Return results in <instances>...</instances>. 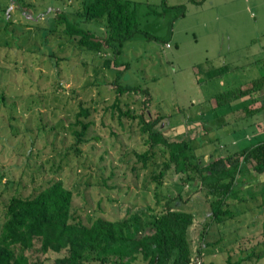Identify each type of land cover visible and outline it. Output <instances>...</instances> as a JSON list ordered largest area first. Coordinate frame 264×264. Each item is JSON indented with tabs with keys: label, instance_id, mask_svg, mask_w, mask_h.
Returning a JSON list of instances; mask_svg holds the SVG:
<instances>
[{
	"label": "rangeland",
	"instance_id": "rangeland-1",
	"mask_svg": "<svg viewBox=\"0 0 264 264\" xmlns=\"http://www.w3.org/2000/svg\"><path fill=\"white\" fill-rule=\"evenodd\" d=\"M131 1L142 30L162 39L136 33L116 56L109 52L118 64L107 67L104 57L82 50L63 31L64 22H57L65 14L102 39L106 19L82 21L77 14L82 0H0V227L12 195L28 196L62 180L73 192L75 220L90 224L96 217L137 213L142 216L139 229L145 231L167 198L174 197L175 209L194 215L189 239L195 264L222 263L229 254L253 247L255 257L243 264H264V180L252 169L244 172L243 200L231 199L232 215L211 223L201 184L184 181L174 170L159 175L164 161L159 152L144 166L138 154L149 145L139 118L119 119L111 109L117 97L112 81L121 72L122 84L152 91L148 115L165 117L158 128L172 139H190L204 162L258 143L264 136L250 134L259 130L254 122L260 116L244 118L236 111L212 108L209 100L218 94L220 79L203 80L205 73L197 69L208 59L218 66V41L226 49L229 42L241 46L236 56H252L254 45L262 44L263 50L264 0H206L201 5L167 0L188 8L173 23L169 43L163 37L172 13L154 12L162 10V0ZM225 6H234L235 12L227 17ZM255 72L254 67L239 69L234 80L242 83L256 77ZM121 98L123 109L141 111V94ZM245 103L242 99L239 113H245ZM80 104L89 110L80 118L90 126L85 141L76 144ZM26 253L29 264H54L56 257L43 253L38 240Z\"/></svg>",
	"mask_w": 264,
	"mask_h": 264
},
{
	"label": "trees",
	"instance_id": "trees-1",
	"mask_svg": "<svg viewBox=\"0 0 264 264\" xmlns=\"http://www.w3.org/2000/svg\"><path fill=\"white\" fill-rule=\"evenodd\" d=\"M205 1L188 0L196 5ZM161 5L162 10H155V13H172L169 32L163 37L169 43L173 23L185 16L188 8L185 3L169 5L167 0H162ZM77 14L82 21L106 19L102 39L91 29L71 21L65 14L58 16L57 22H64L63 31L74 38L82 50L96 57H104L102 63L107 67L118 64L109 57V52L116 56L124 42L143 31L131 0H82ZM143 32L148 38L162 39L149 31ZM197 70L205 73L203 80H209L224 74L226 67L216 66L208 59L198 65ZM120 78L121 72H118L112 81L117 97L111 109L113 113H118L119 119L139 118L140 130L149 145L147 151L138 154L143 165L147 166L149 157L159 152L164 157L163 170L159 175H163L164 170H174L182 175L184 181H198L201 184L210 205L211 223L221 222L225 216L230 217L231 199L243 200L239 193L248 179L244 178V172L252 169L259 181L264 180V138L239 151L204 162L195 154L190 139H172L158 128L165 118L162 114L148 115L147 110L153 99L150 88L122 84ZM252 84L251 88H264V77L254 80ZM133 93L142 95V109L138 114L121 106V96ZM236 95L234 89H228L213 96L209 102L212 108L217 109L231 102ZM76 115L80 129L73 133L75 143L79 144L85 141L90 126L80 117L88 116L89 110L80 104ZM155 193L157 203H161L159 193ZM173 200L174 197L167 198L151 224L147 225L145 231H140L138 222L142 216L137 213L117 219L96 217L90 224L75 220L72 213L73 192L62 180L52 181L28 196L14 194L4 207L0 227V264H29L26 252L34 247L37 240L43 253L56 254L54 264H195L189 239L194 215L175 209L171 205ZM255 255L256 249L253 247L229 254L222 263L206 261L201 264H243L251 261Z\"/></svg>",
	"mask_w": 264,
	"mask_h": 264
},
{
	"label": "crops",
	"instance_id": "crops-1",
	"mask_svg": "<svg viewBox=\"0 0 264 264\" xmlns=\"http://www.w3.org/2000/svg\"><path fill=\"white\" fill-rule=\"evenodd\" d=\"M234 10V6H225L223 8V14H226L228 17L231 13L235 12ZM221 21L222 18L218 9V24ZM240 47L241 46H238V44L233 46L232 43L229 42V46L226 49L222 42L218 41V66L226 67V72L218 76L220 79L218 80V93L228 89H234L237 93L236 97H234L231 102L218 106V111L224 112V109H226L227 112L230 110L236 111L239 114L238 117L244 118H248L254 114L259 115V120L254 122V125H256L255 127L259 128V130L252 131L250 136L261 137L264 136V88L259 89L251 87L254 80L264 77V47L262 50V44L259 46L254 45V53L252 56H236V54L240 52V50H237ZM251 67L256 69V77H250V79L246 78L244 82L236 83L233 72L239 69L246 71V69ZM229 76L232 78L231 82L223 81L225 77ZM248 89H251V91L247 92ZM242 99L246 102L244 105L245 113H239V109L242 108ZM248 100L251 102L249 103ZM254 133H256V136ZM250 136L247 135V138H251Z\"/></svg>",
	"mask_w": 264,
	"mask_h": 264
}]
</instances>
